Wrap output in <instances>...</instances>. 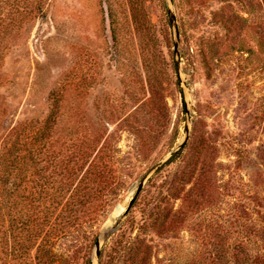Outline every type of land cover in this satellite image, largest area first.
Instances as JSON below:
<instances>
[{"label":"rangeland","instance_id":"rangeland-1","mask_svg":"<svg viewBox=\"0 0 264 264\" xmlns=\"http://www.w3.org/2000/svg\"><path fill=\"white\" fill-rule=\"evenodd\" d=\"M40 7L0 10V151L33 154L0 264H90L96 238L97 264H264V0Z\"/></svg>","mask_w":264,"mask_h":264},{"label":"trees","instance_id":"trees-1","mask_svg":"<svg viewBox=\"0 0 264 264\" xmlns=\"http://www.w3.org/2000/svg\"><path fill=\"white\" fill-rule=\"evenodd\" d=\"M40 2L41 0H37L36 5L34 6L31 4V2H29V0H0V10L2 11L3 9H6V10H9L10 13H12L11 15L12 16L14 15L15 18L18 15L23 16L24 18V17H28L27 15L31 14L34 11L35 12H39V10L41 11ZM15 18L13 17L10 18L12 20V23L8 22L7 27L8 26L10 27V25L13 24V21L15 20ZM4 28L5 27L1 26V22H0V35L5 32ZM2 49L3 48L0 46V56L2 54ZM52 114H53V110L51 109L49 116H51ZM16 138H17V132H16ZM31 153L32 152L30 151V155L27 154L28 161L26 162L25 160H23L24 155L21 154L20 147L17 143H13L9 147L3 146L1 148V151H0V173H1L0 174V209L5 204L4 198L6 199L7 197L6 193L7 195L14 193V191H16L17 188L24 182L23 177L26 178L25 174L27 173L28 170L31 169L32 164H33L31 163L33 160V154ZM10 179H12V181ZM42 209H43V213L40 217H43V219L40 220V222L36 226V229H37L36 231L38 232L45 227L44 225L47 222L45 220L46 218L45 213L46 212L52 213L48 211L49 208L47 206L43 207ZM75 213H76L75 208L73 209L72 207L66 206L62 214L59 215L58 213L55 216L54 227L57 228L59 231H62L63 229L67 227H71V224L73 223L74 218H75ZM0 221L3 223V224H0V227H3L5 218L4 219L0 218ZM30 221L34 222L36 220L31 219Z\"/></svg>","mask_w":264,"mask_h":264},{"label":"water","instance_id":"water-1","mask_svg":"<svg viewBox=\"0 0 264 264\" xmlns=\"http://www.w3.org/2000/svg\"><path fill=\"white\" fill-rule=\"evenodd\" d=\"M168 1H169V0H168ZM167 10H168V13H169L170 22H171V25H172V28H173V31H174V37H175V39H174V45H173V47H174V53H175V55L177 56V58H179V55H178V40H177L178 33H177L176 25H175L174 15H173V13H172V11H171V9H170L169 6H167ZM184 132H185V136H184V138L181 140V142H179V144H178L176 150H177V149H180V148L184 145V143H185V140H186V138H187V134H188V127H187V126L185 127V131H184ZM176 150L171 151V152L169 153V155L171 156L172 153H173L174 151H176ZM165 161H166V159H163V160H161L160 162H158V163L154 166L153 170H156V169H157L158 167H160ZM143 183H144L143 180H141V181L138 183L136 189L134 190V192H133L131 198H130L129 201H128V204H127V207H126V209H125V212H127V210L130 208L132 202L135 200V198H136L137 195L139 194V192H140V190H141V188H142V186H143ZM99 255H100V239H99V238H96V239H95V242H94V252H93V257L90 259V264H97V260H98Z\"/></svg>","mask_w":264,"mask_h":264},{"label":"bare ground","instance_id":"bare-ground-1","mask_svg":"<svg viewBox=\"0 0 264 264\" xmlns=\"http://www.w3.org/2000/svg\"><path fill=\"white\" fill-rule=\"evenodd\" d=\"M124 209L123 205H118L116 207V209L114 210L113 214L111 215L112 218H115L119 213L122 212V210ZM109 219V218H108ZM108 222V221H107ZM113 223V222H112Z\"/></svg>","mask_w":264,"mask_h":264}]
</instances>
